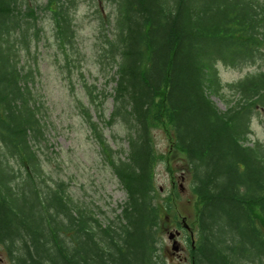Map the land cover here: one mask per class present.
<instances>
[{
    "label": "trees",
    "instance_id": "16d2710c",
    "mask_svg": "<svg viewBox=\"0 0 264 264\" xmlns=\"http://www.w3.org/2000/svg\"><path fill=\"white\" fill-rule=\"evenodd\" d=\"M25 1L0 0V252L10 264H165L162 229L182 222L174 194L155 188L151 133L160 126L187 162L198 205L191 263L264 264V143L245 144L250 117L264 114V0H104L114 15L98 56L116 69L110 120L120 118L128 139L124 160L102 150L126 194L108 223L47 174L41 106L20 66L38 19L26 7L20 22ZM45 6L65 49L77 1ZM258 62L259 72L221 83L218 64Z\"/></svg>",
    "mask_w": 264,
    "mask_h": 264
},
{
    "label": "rangeland",
    "instance_id": "374dc122",
    "mask_svg": "<svg viewBox=\"0 0 264 264\" xmlns=\"http://www.w3.org/2000/svg\"><path fill=\"white\" fill-rule=\"evenodd\" d=\"M76 1V8L70 12L73 44L65 49L58 44L46 0H27L22 4L20 22L28 20L23 16L26 7L32 8L38 19L35 27L32 25L34 28L27 32L31 45L27 53L22 54L20 66L31 74L33 92L41 106L44 125L41 146L48 176L65 183L68 193L83 212L103 223L117 222L126 194L113 174L108 152L102 150L106 146L112 151V158L124 160L128 139L120 118L110 120L116 69L107 61L100 63L105 59L98 56L104 54L102 45L112 32L108 20L113 18L114 7L104 0ZM262 68L260 62L235 69L218 64L217 72L222 84H232ZM210 100L219 110L226 109L216 96L211 95ZM263 122V112H254L249 121V141L245 144L264 143ZM151 134L157 156L155 188L161 193L159 198L174 194L179 221L188 227L194 243L198 205L194 201L187 162L176 151L170 129L155 127ZM175 230L181 232L176 238L178 251L172 249V241L168 239L169 233ZM162 231L159 253L164 263L192 264L189 232L176 226H167ZM0 264H10L2 250Z\"/></svg>",
    "mask_w": 264,
    "mask_h": 264
},
{
    "label": "water",
    "instance_id": "95a60500",
    "mask_svg": "<svg viewBox=\"0 0 264 264\" xmlns=\"http://www.w3.org/2000/svg\"><path fill=\"white\" fill-rule=\"evenodd\" d=\"M177 236H179V232L175 231V232H173V233H169L168 239H169V240H173V239H174L175 237H177ZM172 244H173V245H172V249H173L174 251H178V246L176 245V241H173Z\"/></svg>",
    "mask_w": 264,
    "mask_h": 264
}]
</instances>
